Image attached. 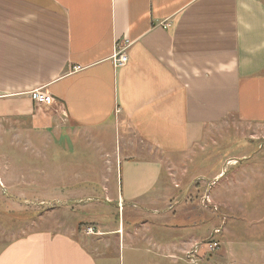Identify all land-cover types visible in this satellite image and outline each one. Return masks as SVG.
Listing matches in <instances>:
<instances>
[{
    "label": "crops",
    "instance_id": "obj_1",
    "mask_svg": "<svg viewBox=\"0 0 264 264\" xmlns=\"http://www.w3.org/2000/svg\"><path fill=\"white\" fill-rule=\"evenodd\" d=\"M121 48L129 61L116 67ZM35 89L54 102H35ZM227 117L264 128V0H0V119L87 142L110 130L121 136L105 198L100 186L65 189L74 201H97L88 216L0 240V264H122L128 241L142 247L130 264H176L223 215L228 225L213 188L243 159L226 160L208 180L219 213L196 205L172 163L180 167L176 160ZM104 200L118 220L96 212L110 208ZM205 224L212 227L203 233Z\"/></svg>",
    "mask_w": 264,
    "mask_h": 264
},
{
    "label": "rangeland",
    "instance_id": "obj_2",
    "mask_svg": "<svg viewBox=\"0 0 264 264\" xmlns=\"http://www.w3.org/2000/svg\"><path fill=\"white\" fill-rule=\"evenodd\" d=\"M92 137L87 142L81 134L64 135L34 128L24 119H0V240L39 228L77 224L88 216L90 207L98 205L95 200L74 201L75 195L66 188L85 191L86 187L99 190L100 186L105 198V186L115 180L111 157L119 151L121 136L119 130H110L103 136ZM71 143L88 146L61 150L62 144ZM238 159H243L242 164L235 170L246 171L233 173L234 167H230L228 176L217 181L224 186L221 183L213 188L215 200L229 215L226 230L224 226L222 235L217 236L221 247L199 264H264V128L227 117L209 126L199 143L176 160L180 167L172 163L171 172H185L183 178L192 183L195 193L190 197L202 206L201 199L212 183L208 180L223 171L226 160L233 165ZM63 177H67L65 183ZM178 187L182 192L186 190L183 184ZM104 203L110 208L102 210L99 206L96 212L109 220H118L115 205L105 200ZM120 220L128 225V213H122ZM211 227L205 224L198 230L204 233ZM133 247L138 250L133 251ZM141 248V244L132 246L128 241L122 264H130L132 258L140 259ZM176 264L189 263L181 258Z\"/></svg>",
    "mask_w": 264,
    "mask_h": 264
},
{
    "label": "built area",
    "instance_id": "obj_3",
    "mask_svg": "<svg viewBox=\"0 0 264 264\" xmlns=\"http://www.w3.org/2000/svg\"><path fill=\"white\" fill-rule=\"evenodd\" d=\"M129 61V56L125 53L124 48L119 49L113 56V63L116 67L126 65ZM32 99L39 104H50L54 102V99L47 94V92L41 89H35L31 92ZM201 204L205 208H213L218 213L220 212L218 205L213 204L208 193L201 199ZM226 216H222V224L225 222ZM222 225L214 229L213 233L206 240L199 242L192 247L187 253H185L183 260H188L189 264H199L207 256L212 255L215 251L220 249L221 242L218 237L222 233ZM87 234H94L95 230L93 227H86ZM204 249V250H203Z\"/></svg>",
    "mask_w": 264,
    "mask_h": 264
}]
</instances>
